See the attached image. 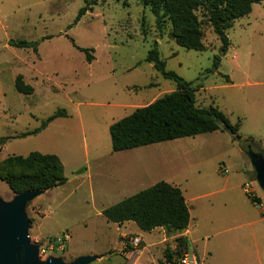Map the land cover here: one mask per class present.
I'll list each match as a JSON object with an SVG mask.
<instances>
[{
  "label": "rangeland",
  "instance_id": "1",
  "mask_svg": "<svg viewBox=\"0 0 264 264\" xmlns=\"http://www.w3.org/2000/svg\"><path fill=\"white\" fill-rule=\"evenodd\" d=\"M86 3L91 9L73 24L84 0H0V161L30 151L54 153L66 177L63 184L41 190L22 206L33 264L70 263L79 257H91L84 264H170L164 260V249H173L184 230L157 227L143 232L146 243L125 248L117 226L102 214L109 201H103L98 179H90L85 168L96 152H110V122L175 88L174 81L145 60L156 43L165 68L191 81L196 103L217 106L238 125L240 135L216 130L182 137L179 143L185 147L180 152L186 155L180 161L185 167L179 172L219 180L218 185L211 182V189L223 186L218 176L228 177L233 186L247 178L243 187L264 195L250 158L253 155L264 166V0L253 3L250 13L226 30L230 44L216 69L213 55L221 42L210 26H202L205 50L185 49L169 36V22L162 33L157 30L155 16L139 0ZM68 36L76 45L92 48L90 63ZM9 38L38 42L37 52L8 46ZM18 75L33 87L32 93L15 89ZM58 108L65 109L66 117L54 118L35 134L18 136L38 127ZM166 143L175 149L176 144ZM220 168L226 172L221 174ZM231 193L226 204L212 196V217L235 214L244 205L237 188ZM15 196L0 179V201L10 203ZM234 225L230 219L217 226L205 221L199 228L201 238L190 243V250L207 251L205 264H259L253 251L242 248L247 242L241 244ZM63 232L69 239L50 248L52 237Z\"/></svg>",
  "mask_w": 264,
  "mask_h": 264
},
{
  "label": "trees",
  "instance_id": "2",
  "mask_svg": "<svg viewBox=\"0 0 264 264\" xmlns=\"http://www.w3.org/2000/svg\"><path fill=\"white\" fill-rule=\"evenodd\" d=\"M261 1L263 0H139L155 16L157 30L162 33L165 24L169 22V36L185 49L205 50L202 26H210L221 42L219 52L213 55L214 69L219 65L220 55L227 51L230 44L226 30L236 19L250 13L253 3ZM84 2L73 24L91 9V5L86 0ZM68 38L74 47L84 52L85 61L90 63L94 58L90 53L92 48L80 47L72 37ZM7 44L17 48H31L35 53L38 46V42L25 39H9ZM145 60L152 63L153 68L164 78L174 81L175 88L111 123L108 128L111 152L216 130H227L233 136L240 137L238 125L232 124L217 106H200L196 103L195 89L191 81L165 68V61L159 57L156 43L148 50ZM14 86L20 93L30 94L33 91L31 85L23 82L21 75L15 78ZM64 116L65 109L58 108L41 120L38 127L18 136L35 134L54 118ZM0 179L15 194L51 189L66 181L60 157L54 153L39 151L6 156L0 161ZM250 197L253 202H259L257 197ZM102 214L107 221L117 224L133 221L145 231L163 227L177 233L187 228L190 219L182 190L164 180L104 208ZM176 243L173 249H164V260L170 264H177L187 248V240L182 235L176 237Z\"/></svg>",
  "mask_w": 264,
  "mask_h": 264
},
{
  "label": "crops",
  "instance_id": "3",
  "mask_svg": "<svg viewBox=\"0 0 264 264\" xmlns=\"http://www.w3.org/2000/svg\"><path fill=\"white\" fill-rule=\"evenodd\" d=\"M114 121L116 120L108 124V128ZM181 138L116 152H111V150L106 153L96 152L92 157L93 163L89 164L85 169L90 179L93 177L98 179L100 192L104 197L103 201H109V204L104 206V208L158 181L164 180L170 182L180 187L188 206L190 219L187 228L183 232L189 244L187 249L190 250V243H196L201 238V231L199 228L205 221H209L217 226L222 221L230 219L235 223L233 228L239 230L242 240L241 244L247 242L242 245V248L253 251L259 264H264V215L262 214V210L257 206L258 202H253L250 197L251 195L247 193L245 187H243V184L247 183V178H243L233 186V184H229L230 181L228 177L218 176L223 186L211 189L209 185H212L211 182L215 181V179L208 181L206 177L200 175V173L188 175L179 172L182 165L185 167V163L180 160H184V156L186 155V153L181 154L180 152V149L185 147L182 143H179L183 142ZM168 141L176 144L175 149L171 148V145L166 143ZM132 150H136L139 153H133L132 155L129 153L132 152ZM223 169L225 170V168H220L221 174H224ZM219 183L220 181L216 180L214 185H218ZM235 188H237L242 195L244 205L238 207L235 214L220 215L216 213V215L212 217L211 210L214 211L216 207L214 205L215 198L221 197V203L226 204V202L231 199L233 194L231 192H233ZM212 196L216 197L211 199ZM222 196H224V198H222ZM255 196L259 199V202L262 204L264 203L262 200L264 197L263 194H257ZM202 199L204 200L201 201ZM110 223L117 226V231H119L123 239L121 240V245L125 248H127V246L123 244L124 237L129 235H140L142 238L141 242L146 243L145 237L143 236L145 230H142L135 222L124 221L121 224L115 222ZM153 230H155V228L147 232H152ZM152 240H154V236H152L148 242ZM193 249L199 257L201 264H205V259L207 258L206 254H208V252L204 250L202 253H199L195 247Z\"/></svg>",
  "mask_w": 264,
  "mask_h": 264
},
{
  "label": "water",
  "instance_id": "4",
  "mask_svg": "<svg viewBox=\"0 0 264 264\" xmlns=\"http://www.w3.org/2000/svg\"><path fill=\"white\" fill-rule=\"evenodd\" d=\"M258 179L264 186V166L260 160L250 157ZM41 190H29L16 194L10 203L0 201V264H33V246L27 235V219L22 206L30 196ZM91 257H79L70 263L47 260L43 264H84Z\"/></svg>",
  "mask_w": 264,
  "mask_h": 264
},
{
  "label": "built area",
  "instance_id": "5",
  "mask_svg": "<svg viewBox=\"0 0 264 264\" xmlns=\"http://www.w3.org/2000/svg\"><path fill=\"white\" fill-rule=\"evenodd\" d=\"M223 171L225 172L226 169ZM245 191L247 193H249L251 196H255L253 195V193L250 192L249 188L245 187ZM256 197V196H255ZM257 206L262 210V214L264 215V206L261 202L257 203ZM69 239V236L67 233H62L60 235L57 236H53L51 241L49 242V247L52 248L54 245H58L59 243H62L64 241H67ZM141 236L140 235H129V236H125L124 237V245L125 246H130L132 247H137L140 243H141ZM177 264H201L199 257L197 256V254L194 251H191L189 249H185L181 256L178 259V263Z\"/></svg>",
  "mask_w": 264,
  "mask_h": 264
}]
</instances>
